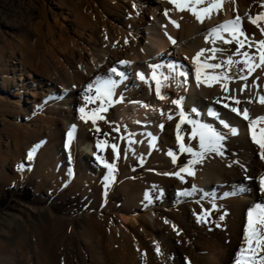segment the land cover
I'll list each match as a JSON object with an SVG mask.
<instances>
[{
    "label": "bare ground",
    "instance_id": "bare-ground-1",
    "mask_svg": "<svg viewBox=\"0 0 264 264\" xmlns=\"http://www.w3.org/2000/svg\"><path fill=\"white\" fill-rule=\"evenodd\" d=\"M19 3L21 16L29 15L26 18L31 23L35 20L33 34L46 51L43 54L30 50L26 56L21 43L6 52L0 50V93L6 96V102L0 100V115L8 114L13 120L22 116L24 121L12 137L11 146L15 161L23 157L28 162L23 169L17 165L13 177L5 175V182L23 181L33 173L38 185L50 182L55 190L64 187L80 192L97 218L90 219L87 230L78 231L72 216L51 217L39 226L38 243L32 244L31 252L27 234L18 238L11 251L0 244V264H232L242 243L248 208L264 203V192L259 187L264 159L259 146L251 141L248 122L223 104L236 106L226 98L235 97L242 102L238 106L241 111L249 110L250 118L264 116V103L259 102L264 96V66L248 76L243 92L240 89L245 81L240 79L214 82L211 87L201 83L197 87L192 57L200 49L212 47L224 51L218 52L210 63L231 56L237 47L234 42L225 44L218 40L213 45L205 42V34L237 14L253 43L264 39L259 28L248 20V15L254 17L264 11V0H223V10L212 13L203 23L187 11L175 10L169 0ZM165 9L169 10L167 16ZM64 11L70 21L57 29L51 19L64 15ZM172 20L178 22V28ZM223 35L231 39L228 33ZM244 50L247 45L241 51ZM251 51L255 52V48ZM210 55L205 52L201 60ZM152 64L161 65L159 71L165 75H169L170 64L176 65L177 71L182 70L180 66L191 70L187 84L183 83L184 77L171 73L168 81H161V94L167 99H159L155 81L151 80ZM113 67L123 73L113 75L119 81L113 101L122 102L107 106V111L100 113L105 119H98L95 125L91 120L85 122L79 109L85 107L90 112L99 103L85 105L86 86L96 77L108 75ZM238 68L243 65L234 66L227 75L238 76ZM223 70L226 69H216L215 73ZM141 73L147 81L140 79ZM181 96L183 109L194 119L228 133L217 119L207 115L211 107L239 129L238 135L229 134L223 141V155L206 154L201 163L193 166L195 175L182 173L184 181L164 175L178 171L192 159L190 154L179 152L176 139L179 108L171 101ZM217 98H223L221 103H216ZM250 99L252 103L247 102ZM192 107L201 115L191 113ZM168 115L173 119L169 120ZM0 125L1 134L3 123ZM261 126L264 125L258 128ZM190 130V125L181 126L184 143L199 151L198 140L189 139ZM69 131L73 132L70 144ZM153 137L155 147L150 143ZM98 141L104 142L101 149L96 147ZM36 144L39 147L29 159L28 153ZM113 144L120 158L115 160L114 179L105 181L107 169L96 156L113 162ZM170 149L178 156L176 164L167 155ZM0 170L3 171L2 166ZM183 190L191 195L178 196ZM146 193L150 197L156 194V198L146 200ZM114 194L123 196L121 206L112 201ZM205 211L211 213L207 222H198L197 215Z\"/></svg>",
    "mask_w": 264,
    "mask_h": 264
},
{
    "label": "snow or ice",
    "instance_id": "snow-or-ice-1",
    "mask_svg": "<svg viewBox=\"0 0 264 264\" xmlns=\"http://www.w3.org/2000/svg\"><path fill=\"white\" fill-rule=\"evenodd\" d=\"M223 0H169V3L174 5L175 10L180 12H189L195 19L203 23L205 19H210L212 13H219L223 10L222 8ZM234 2V0H233ZM135 7V4L133 5ZM264 8V4L261 5ZM167 9L164 11V15H168ZM248 20L253 25H256L259 28L262 35H264V11L256 14L254 17L248 15ZM177 28L179 24L177 21H170ZM224 33H228L231 39L225 38ZM167 35V33H165ZM240 37H243L241 39ZM169 39L173 44L176 43L172 37L169 36ZM220 40L225 44L235 43L237 45L235 51L231 56H228L226 60L220 61L218 63H210V60L216 59V54L218 52L224 51L216 47L211 49H200L196 52L195 56L192 57V63L195 65L194 78L196 81L197 87L201 83H204L206 86L211 87L214 82L225 81V82H235L236 79L244 80L245 84L240 89L241 92L247 88V78L249 75L255 71L256 68L264 66V39H260L253 43L245 31L242 28V18L237 14L231 20H226L219 25L208 30L205 34V42L211 43L213 45ZM247 45V50L245 49ZM255 48V52L251 50ZM205 52H210L211 55L205 57L204 60H201V57L204 56ZM239 57V59H233V57ZM120 64L129 63L128 61H120ZM243 65V68H238V76H229L227 72H230L234 66ZM152 69L151 80L155 81V92L159 99H167L166 96L161 94V81H168L170 79L171 73L175 72L177 76L184 77L183 83L187 84L188 77L191 74V70L180 66L182 70L177 71L176 65H168L169 75H165L163 72L159 71L161 65L152 64L149 65ZM216 69H226L221 71L219 74L215 73ZM208 70H212L209 72ZM245 70L247 73L245 74ZM113 75L122 76L123 73L118 72L116 67H113L109 70V74L104 77H96L94 81L90 82L84 91V101L85 105L87 104H97L96 108L90 110V112L85 111V107H81L79 112L81 114L80 118L87 122L88 120L92 121V124L95 125L98 119H105L103 115H100L102 112L107 111V106H111L114 102L120 103L122 100L113 101V96L115 95V88L117 87L119 81L113 79ZM141 80L147 81L148 78L144 74H139ZM258 79V78H257ZM255 84V82H254ZM167 86V85H163ZM177 86H180V82L177 83ZM222 90L227 93L228 89L225 84L221 85ZM95 92L94 95H89V93ZM231 99L236 106H231L228 103H224L223 107L229 109L232 113H235L237 116H242V118L247 121V128L250 133L251 141L259 146V153L262 159H264V126L258 128V125H264V116L257 117L255 119L250 118L249 110L244 108L243 111L239 109V105L242 103L239 99L235 97H226ZM223 98H217L216 103H221ZM184 97L181 96L178 99H173L172 104L176 105L179 108V122L176 125L177 136L176 139L179 143V152L188 153L191 155L192 159L188 160L186 164L181 166L178 171L173 173H164V175H174L178 177L181 181H184V176L182 173L188 175H195L193 166L201 163L205 158L206 154L215 153L218 155H223L224 144L223 141L230 134L236 136L239 134V129L237 127H232L229 122L220 117V114L215 111L213 108L209 107L207 110V115L214 117L219 121L224 128L228 129V133H222L218 131L211 124L202 122L199 119H194L189 113H186L182 107ZM252 103L250 99L247 101ZM260 103H264V96H260ZM191 113H195L196 116H200L201 113L197 108L192 107L190 109ZM163 115V112H161ZM169 120L173 119L172 115H168ZM187 124L191 126L189 133L190 140H198L199 151L195 150L193 146L186 145L184 143V136L181 134V126ZM75 128V125L72 126ZM163 127V125H161ZM99 131V128L96 129ZM107 135V134H105ZM150 135V134H149ZM73 137V132L69 131L68 140L69 144L71 143ZM133 143L134 141H129ZM104 142L98 141L96 147L101 149ZM151 146L155 147V138L153 137L150 141ZM39 145L34 146L33 150L28 153V158L31 159L35 153L36 148ZM113 152L115 153L113 157V162H108L103 157L97 155L96 159L100 161L103 166L107 169V175L104 177L105 181H110L114 179L113 172L115 170V160L120 158L119 150L115 144L110 145ZM172 159L173 164H176L178 156L171 149L168 151ZM142 162V161H141ZM234 163H239L234 161ZM231 166V165H230ZM23 169L24 165H19ZM259 187L262 192H264V176L260 178ZM178 196H188L191 195V192L188 190H183L177 193ZM145 199L151 201V197L146 193ZM215 207V205H213ZM211 213L205 211L203 215H197L198 222H207L206 218L210 216ZM247 222L243 227V236L241 246L238 248L233 257L232 264H264V203L254 204L250 206L246 213ZM219 219L222 221L224 216L221 215ZM167 223V221H165ZM220 225L217 224V227ZM156 252L160 254V247L157 244Z\"/></svg>",
    "mask_w": 264,
    "mask_h": 264
},
{
    "label": "rangeland",
    "instance_id": "rangeland-1",
    "mask_svg": "<svg viewBox=\"0 0 264 264\" xmlns=\"http://www.w3.org/2000/svg\"><path fill=\"white\" fill-rule=\"evenodd\" d=\"M21 13L22 6L19 0H0V50L6 52V50L11 47H17L18 43H21L26 56H29L32 50L44 54L46 51L44 44L36 42L32 31V23L35 20L31 23L26 18L29 15L24 17V14L21 16ZM33 13L36 16L37 11L35 10ZM65 13L64 11V15H57L51 19L52 23H56L57 29L68 25L70 20ZM34 15L32 19H34ZM69 37L72 38V35H69ZM0 95L4 98L0 99L1 102H6L5 94L0 93ZM25 101L23 102L25 103L24 105L28 106ZM0 114H2L1 109ZM15 119L13 120L8 114H3L2 117L0 115V123H3L2 128L4 129L0 134V167H3V171L0 170V244L4 245L8 251H11L16 247L18 238L27 234L29 236V252H31L32 244L38 243L36 234L39 226L51 217L72 216L76 229L85 231L90 219L95 220L97 215L80 192L70 191L69 188L65 189L64 187H62L63 190L58 191L54 189L50 182L38 185L35 177L31 176L33 173L28 179L23 181L8 184L5 182L4 176L13 177L16 173L17 165L28 166L26 159L19 157L18 162V160L15 161L13 156L12 137L16 134L17 128L22 126L21 122L24 121L22 116ZM24 145L29 147L32 144ZM21 187L29 188L32 191L31 201L25 202L19 198L21 193L16 191V189ZM111 198L114 203L121 206L123 201L121 194H114ZM154 198H156V194H153L151 200Z\"/></svg>",
    "mask_w": 264,
    "mask_h": 264
},
{
    "label": "trees",
    "instance_id": "trees-1",
    "mask_svg": "<svg viewBox=\"0 0 264 264\" xmlns=\"http://www.w3.org/2000/svg\"><path fill=\"white\" fill-rule=\"evenodd\" d=\"M16 191L21 193V195L19 196L20 199L24 200L25 202L31 201L32 191L29 188L21 187V188L16 189Z\"/></svg>",
    "mask_w": 264,
    "mask_h": 264
}]
</instances>
